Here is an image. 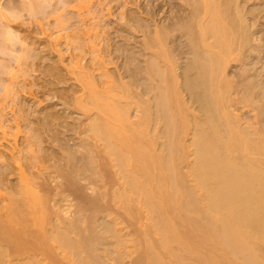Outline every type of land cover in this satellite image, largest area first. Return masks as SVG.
I'll use <instances>...</instances> for the list:
<instances>
[{"label": "bare ground", "instance_id": "1", "mask_svg": "<svg viewBox=\"0 0 264 264\" xmlns=\"http://www.w3.org/2000/svg\"><path fill=\"white\" fill-rule=\"evenodd\" d=\"M155 1L142 45L152 54L139 75L125 71L130 81L107 72L93 27L84 43L58 11L47 35L75 51L66 74L87 116L62 153L43 150L35 126L17 141L19 120L4 112L20 81L19 66L11 71L0 99V146L14 141L0 150V264H264V82L228 72L259 50L252 10L238 0ZM90 7L71 5L80 21ZM246 107L254 115L244 123Z\"/></svg>", "mask_w": 264, "mask_h": 264}, {"label": "rangeland", "instance_id": "2", "mask_svg": "<svg viewBox=\"0 0 264 264\" xmlns=\"http://www.w3.org/2000/svg\"><path fill=\"white\" fill-rule=\"evenodd\" d=\"M33 1H36V0H33ZM38 1L41 3V0H38ZM76 1L78 2L79 0H71L70 3H67L68 5L65 8L60 9V11L64 9L63 11L66 14L65 15L63 13L64 16H68L66 18L70 17L69 18L70 23H71L70 25H72V27L76 29V30L73 29L72 32L76 34L78 33V36H80L85 31L84 30L85 27L87 26H88L87 28L93 27V29L91 30L92 32H91L90 38L92 37L91 38L92 43L93 42L95 44L97 43L96 44L97 47H100V49H103V51H101V55L104 57L102 60H104V67L107 70V72L115 76L119 73L118 75H121V78L123 77L124 81H127V78L129 80V77H126V75H128L129 72L127 73L125 72L128 70V68H130L129 70H132L130 71L132 73H134L135 70L137 69V71L139 72L137 73L136 71L135 74L139 75L140 71L143 69L145 65L146 59L150 57L149 56L150 54H152V49L149 50L148 48L147 50L151 51L149 52L147 50H144L146 48H144V46L142 45L144 44V39H146L147 36L150 37V35H152V5L155 4L156 1L154 0L153 2L152 0H115V1L114 0L112 1L111 0H91L92 7H90L89 11L84 8L83 10H81L82 11L81 14L83 13L81 16H84L82 17L83 19L81 21H80V17L77 18V14H76L77 10H75L77 9V7L75 9H71V5L77 4ZM166 1H169L171 3L170 6H177V4H179L181 0H166ZM238 1L240 2L239 3L240 7L242 9L244 8L245 11L243 10V13H245V15L247 14L248 10H252L253 13L251 11H248V13H251L252 15L253 14L254 15L252 16L249 14L248 16L247 14V17L249 18L250 23L254 22L253 23L254 27L252 26L251 29L253 31V34L258 35L257 37L260 39L259 41L260 43L252 42L251 44L253 46V49H257V48L259 49V50L257 49L258 50L257 54H255L256 52L255 53L253 52L254 54L249 53L250 56L249 55L245 56V58L243 59L244 62L241 64H239L240 62L239 63L233 62L232 63L233 65L231 64L230 66L231 68L230 67H229L230 69L228 68V72H229V75L231 74L234 81L235 80L237 81L238 79L240 80V78L242 77L241 75L244 74L242 71L245 72V70L247 69L249 70V73H251L250 75L254 76V79L256 78L258 82L260 81L264 82V11H263L264 10V0H241V1L238 0ZM106 3L108 5H106ZM182 3H184V0L180 2V4ZM166 7L167 6L162 5L161 9L165 10ZM91 10L94 12L92 13ZM57 13L55 16H51L46 20H43V21L40 20V22L42 23L41 25L43 27L42 31L37 25L38 23H35L36 24L35 27H32L31 23H29L28 26L20 29V31H22L24 35H26L25 36L26 40H28L30 45H32L33 48L36 50V55L38 56V60L36 61L34 67H31L32 68V69L30 68L31 70L29 69L30 71H28L29 75L27 76V78L22 77L23 79L20 78V81H19L20 84L18 82L15 84L17 85L15 88L17 97H15V99L13 98L14 100H12V102L10 100L8 101L9 103L4 102V103H7L4 109V112L5 113L7 112L6 117L12 119V121H13V118L14 119L18 118L17 120H19L16 122H19L18 127H20L19 129L21 130L22 134L20 133L19 134L20 136L19 135L17 136L18 138L17 141L19 140V137H20L19 141H21V138H23L22 136H25V132H28L29 128H33L35 126L39 128V132L42 133L41 134L42 136H40L41 139H43L41 140L42 145L40 143V146L44 147V148L42 147V149L45 150L46 152L48 149H49V152L55 150L54 152L58 154V152L62 153L61 147L62 148L66 147L69 144L73 146V143L74 145H75V142L78 143V140H80L79 139L80 135L78 133L75 134L74 132L76 130H79L78 128H80L82 124L86 122V121L84 122V120L86 119L87 116L83 113L81 109H79L78 107H75L74 103H72L73 101V99L71 100L72 95H73L72 93L74 92V90H76L75 88H77L79 84L78 82H74V80L71 81L66 74L67 69L65 68V65L67 66L69 64L67 60L69 61L70 58H72V54L73 52L75 53V51H72L73 50L72 46L65 44V41H66L65 39H62V42L64 43L59 41L60 45L58 43L55 46L54 43L56 42H54L55 39L54 37H52L53 35L49 36L51 33L54 34L53 33L55 31L54 23H55V18L58 15ZM129 15L138 19V23H140V27L135 28L129 25L131 24L127 21ZM159 18L160 16H158L157 20ZM77 30L78 32H76ZM63 32L69 33L70 29L69 30L67 29L66 31H63ZM93 32L97 33V36L93 35ZM48 33L49 35H47ZM80 37H81V40L85 38L83 35H81ZM86 40L87 39L85 38L83 42L86 43ZM106 44L109 47H105ZM58 45H59L58 49H60L59 51H57L56 49ZM107 48H109L110 51ZM115 48L117 49L115 50ZM54 50H56L59 53H57ZM104 50L107 52H104ZM142 51H145V52H142ZM76 53L78 54V52ZM144 53L147 55L149 54L148 55L149 57H147V55H145ZM81 55H83L82 64H86V65L90 64L89 62H86L91 57L90 53L86 54V52H83L79 54V56ZM131 56H133L134 58H132ZM131 58L134 61H132ZM54 61L55 63H58L60 65V67H58L59 65L56 64L58 65L57 67L59 69L62 68L60 70L62 71L60 72V74H62L61 76L58 74L57 77H54V75L52 76L51 72H49V69H50L49 67L52 66V63H54ZM59 62H61V64ZM54 65L55 64H53V66ZM134 66L136 67L138 66V67L136 68ZM139 66H141L142 68ZM141 74L140 76H142ZM74 96L75 95H73V98ZM0 99H1V94H0ZM1 102L3 101L1 100L0 104ZM246 108L245 109L241 108L243 111L241 109L239 110L240 116L242 114L241 119L242 120L244 119L242 122L244 123H246L245 121L250 122L253 119L251 116L254 115V112L252 111H250L249 113L250 108L249 109L248 108L246 109ZM59 114L62 115L63 117L60 116ZM49 115H53V116L55 115L56 117L59 116L57 118H61V120L57 118L49 119L51 118V117L47 118V116ZM13 116H15L16 118ZM133 116H134V113H133ZM62 118H65V119H62ZM48 119L51 121L53 120H56V121H53L50 123L48 122L49 121ZM44 121H45V124L48 125V127L50 126L49 129L45 124H44L45 127L43 126ZM16 122H14L13 124H15ZM37 124L38 125L41 124L42 126L39 125L41 128ZM11 131H14V130H11ZM6 142L7 141L2 142V145L0 146V150L5 153H8L9 149L7 146H10L9 144L11 142L10 143L7 142V144ZM13 142L14 141H12V143ZM58 149H60L61 151ZM49 162L51 161L49 160ZM47 163H45V165ZM36 170L35 168L31 169V171H34V172ZM10 176H9L10 180L13 179L15 181L16 176L14 174ZM130 228L128 227L126 228V230L127 231L129 230L130 232L135 230L133 229V227H132L133 230L132 229L130 230ZM133 233H135V231ZM132 257H134V255H132L131 258ZM131 258H126L125 261L127 260L126 262H128L130 261Z\"/></svg>", "mask_w": 264, "mask_h": 264}, {"label": "clouds", "instance_id": "3", "mask_svg": "<svg viewBox=\"0 0 264 264\" xmlns=\"http://www.w3.org/2000/svg\"><path fill=\"white\" fill-rule=\"evenodd\" d=\"M67 3L68 0H41L37 5L33 0H0V94L12 80L13 69L19 66L17 80L27 78L28 70L38 60L36 50L20 29L29 23L35 27L37 20L55 16Z\"/></svg>", "mask_w": 264, "mask_h": 264}]
</instances>
